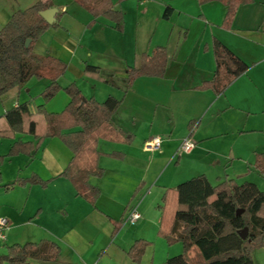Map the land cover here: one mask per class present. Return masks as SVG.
Masks as SVG:
<instances>
[{
	"label": "crops",
	"instance_id": "1",
	"mask_svg": "<svg viewBox=\"0 0 264 264\" xmlns=\"http://www.w3.org/2000/svg\"><path fill=\"white\" fill-rule=\"evenodd\" d=\"M21 1L17 0V4L24 7ZM72 1L53 0V7H60L57 14L62 12L55 16L58 25L39 37L34 51L66 63V72L58 79H67L60 83L62 87L75 82L85 96H94L98 101L109 95L121 98L113 125L127 133L129 140H99V165L104 172L90 178V183L100 190L95 206L76 195L69 179L57 176L72 156L58 138L45 139L38 152L29 157L19 154L6 158L4 162L11 166L13 178L7 182L0 171V190L18 188L22 198L10 204L0 203V217L8 220L1 241L26 237L27 242H56L59 255L45 264H164L168 257L182 250L180 243L169 245L158 235V205L165 189L200 174L211 183L222 177L238 181L250 168L255 169V155L264 152V0L240 5L229 29L222 26L226 8L216 1L200 5L197 0H137L132 25L123 9L127 0H113L115 7L126 14L122 32L116 31L104 17L85 28L92 16ZM8 4V0H0V27L10 19ZM167 5L172 9L165 18ZM108 37L116 39L121 48H110L105 56L96 44ZM213 39L248 67L219 94L212 89L196 88L213 76ZM156 46H164L168 55L164 76H139L126 93L83 73L87 62L124 77L127 66L138 67L141 54L150 53ZM86 53L88 59L84 61L82 56ZM70 70L74 76L68 75ZM47 83V79L32 78L24 87L3 94L0 115L26 101L34 111L42 103L39 94ZM32 84L36 92H32ZM31 92L37 97L33 102ZM68 101V95L60 91L44 105L50 112H59ZM187 136L194 147L191 152L178 155L177 150ZM153 137H160V148L149 151L153 154L147 156L149 149L145 143ZM15 139L29 141L33 137L16 133ZM2 140L10 142L7 152L13 140ZM111 152L120 156H111ZM33 173L52 180L46 187L14 183L16 178ZM29 200L31 205L27 207ZM132 205L137 206L141 217L129 224L124 217ZM28 226L31 231H21ZM140 238L149 244L135 262L128 250Z\"/></svg>",
	"mask_w": 264,
	"mask_h": 264
},
{
	"label": "trees",
	"instance_id": "2",
	"mask_svg": "<svg viewBox=\"0 0 264 264\" xmlns=\"http://www.w3.org/2000/svg\"><path fill=\"white\" fill-rule=\"evenodd\" d=\"M74 1L91 14L93 21L105 17L113 23L115 30L123 31L124 13L115 7L113 0ZM197 1L200 5L211 1L224 5L226 12L222 26L229 29L239 6L253 0ZM8 3L10 19L0 27V98L13 88L24 87L32 78H44L48 83L40 93L43 103L34 111L26 101L0 115V139L13 140L8 151L0 155V164L19 154L33 155L45 139L58 138L72 156L57 176L69 179L76 195L95 206L100 190L90 183V178L104 172L99 165V140H129L127 133L113 125V115L122 99L109 95L98 101L94 96H85L75 82L62 87L58 79L66 72V63L50 54L34 51L42 33L58 25L47 23L39 13L53 7V0H33L24 7H19L17 0H8ZM171 9L167 5L163 17L167 18ZM61 14L59 12L57 17ZM27 39L30 43L25 46ZM212 50L215 59L213 76L196 88L212 89L219 94L248 67L216 39H213ZM167 61L165 47L156 46L150 53L141 54L138 67L127 66L124 77L87 62H84L83 73L126 93L139 76H164ZM61 90L68 95L69 101L59 112L48 111L44 103ZM16 133L31 135L33 139H15ZM109 154L120 156L116 152ZM253 166L264 177V152L255 155ZM51 180L33 173L16 178L14 183L46 187ZM158 208V235L169 245L180 243L182 246L181 252L168 257L164 264H255L252 251L264 248V190L253 182L225 177L212 184L204 174L196 175L175 187L166 188ZM244 228H247V236L242 238L239 232ZM148 244L149 241L142 238L135 240L128 250L132 260L138 262ZM59 252V245L49 239L12 243L0 254V264H45L55 261Z\"/></svg>",
	"mask_w": 264,
	"mask_h": 264
},
{
	"label": "rangeland",
	"instance_id": "3",
	"mask_svg": "<svg viewBox=\"0 0 264 264\" xmlns=\"http://www.w3.org/2000/svg\"><path fill=\"white\" fill-rule=\"evenodd\" d=\"M26 0H22L21 1V3H24V5H21V6H27V5H29L30 4V1H26ZM72 1V0H71ZM122 1H124V0H122ZM136 2H137V0H127V2L123 5V9L127 12V14L129 15L128 16V20H129V22L133 25V24H135V17H132L133 16V11H136ZM72 3L74 4V5H76V7H78V8H80V6H78V4H76L75 2H74V0L72 1ZM72 4V5H73ZM82 11H83V13H85V14H87L88 15V13H87V11L86 10H84L83 8H80ZM121 9V8H120ZM122 10V9H121ZM124 10H122L123 11V13H124V24H125V17H126V14H125V12H124ZM105 18V17H104ZM97 19V18H96ZM96 19L93 21V17H92V19L90 20V21H88L87 23H85L84 24V27L86 28V27H88V28H91L93 25H95V24H97L98 22H96ZM76 24H77V28L79 27H81V25L76 21L75 22ZM76 27V26H75ZM53 29V28H52ZM117 31V30H116ZM130 31H132L131 30V28H130ZM46 32V31H45ZM44 32V33H45ZM118 32H120V31H118ZM44 33H42V34H44ZM145 37V35H143V37L142 38H144ZM108 43V44H107ZM96 44V43H95ZM120 43H118V41L116 40V39H113V38H111V37H108L107 38V41L106 40H104L103 38L101 39V41L99 42V43H97L96 45H97V48L101 51V52H103L104 54H105V56H108L107 54V52L109 51V49L110 48H116V49H119V48H121V46L119 45ZM89 47L92 49V47L89 45ZM82 58H83V60L85 61V60H87L88 59V55H87V53H86V55L84 56H82ZM105 60H108V59H106L105 58ZM70 72L71 73H69L68 75L71 77V76H74V73H73V71H71L70 70ZM36 79V78H35ZM59 82V81H58ZM67 82V79H63V80H61L60 82H59V84L61 83V84H64V83H66ZM36 87L32 84V92H34ZM44 89V88H43ZM43 91V90H42ZM61 91H63V90H61ZM30 93V102H33L34 100H35V98H37V97H34V94L33 93ZM36 92V91H35ZM60 92V91H59ZM36 95V94H35ZM39 96L41 97V95L39 94ZM41 100H42V97H41ZM42 103H43V100H42ZM46 103V102H45ZM138 132H140V130L138 131ZM139 137H140V135H139ZM8 140H2V141H0V155L1 154H4L6 151L5 150H7V146H8ZM10 143V142H9ZM61 143V142H60ZM61 145H63V144H61ZM65 147V146H64ZM149 151H152V150H148V153L146 154L147 156L149 155V153H150V155L151 154H153V153H151V152H149ZM36 152H38V151H36ZM35 152V153H36ZM21 157H24V156H21ZM27 157H29L28 155H27ZM10 168H11V166H8V162H4L3 164H0V171H2V173L4 174V179L5 180H7V182H9V181H11L12 180V172L10 171ZM11 172V173H10ZM223 178H225V177H222V179ZM214 180V179H213ZM238 181L239 182H242V181H250V182H253V183H255L258 187H259V189H261V190H264V177L263 176H261L255 169L253 170V168H250V172H248V174H246L243 178H238ZM216 182H218V181H213L212 182V184H216ZM9 185V184H8ZM14 191V192H13ZM19 190H18V188H16V190H9V192H5L3 189L2 190H0V203H4V204H10V202L13 200V201H16L17 199H19V198H22V195H20L19 194V192H18ZM31 205V200H29L28 202H27V207H29ZM32 229H31V227L30 226H28V227H25V228H23L21 231L22 232H25V231H31ZM9 233H12V231L11 232H9ZM27 239H26V237H21V239H17V240H15L14 241V239H11V238H7L5 241H1L0 240V254H3V253H5L6 252V250H7V246L8 245H10V244H12V243H14V242H20V243H24V242H27L26 241ZM181 252V251H180ZM178 254V253H177ZM252 258H253V260H254V262H255V264H264V248H259V249H255V250H253L252 251ZM4 264H8L7 262H5Z\"/></svg>",
	"mask_w": 264,
	"mask_h": 264
},
{
	"label": "built area",
	"instance_id": "4",
	"mask_svg": "<svg viewBox=\"0 0 264 264\" xmlns=\"http://www.w3.org/2000/svg\"><path fill=\"white\" fill-rule=\"evenodd\" d=\"M160 137H153L145 143V147L150 150H157L160 148ZM194 147V142L191 140L189 136L183 138L178 150L177 154L180 155L182 153H189L192 151ZM141 217V214L137 210L136 205H132L128 208L127 213L124 217V222L129 224H134ZM8 220L5 217H0V240H4L5 238V230L7 229ZM94 264H98L97 262Z\"/></svg>",
	"mask_w": 264,
	"mask_h": 264
},
{
	"label": "water",
	"instance_id": "5",
	"mask_svg": "<svg viewBox=\"0 0 264 264\" xmlns=\"http://www.w3.org/2000/svg\"><path fill=\"white\" fill-rule=\"evenodd\" d=\"M60 10V7H50L47 8L45 10L40 11V15L46 20L47 23L51 24L55 21V16L57 14V12ZM30 43V39H27L25 42V46H28ZM240 211L238 210L237 213H239ZM239 235L242 238H245L247 236V228L242 229L239 232Z\"/></svg>",
	"mask_w": 264,
	"mask_h": 264
}]
</instances>
